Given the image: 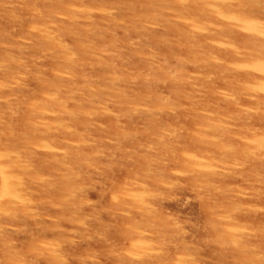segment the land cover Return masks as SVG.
<instances>
[{"label":"rangeland","instance_id":"obj_1","mask_svg":"<svg viewBox=\"0 0 264 264\" xmlns=\"http://www.w3.org/2000/svg\"><path fill=\"white\" fill-rule=\"evenodd\" d=\"M0 264H264V0H0Z\"/></svg>","mask_w":264,"mask_h":264}]
</instances>
